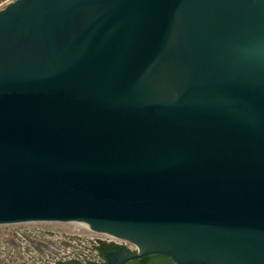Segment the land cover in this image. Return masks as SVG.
Returning <instances> with one entry per match:
<instances>
[{"label": "water", "instance_id": "1", "mask_svg": "<svg viewBox=\"0 0 264 264\" xmlns=\"http://www.w3.org/2000/svg\"><path fill=\"white\" fill-rule=\"evenodd\" d=\"M33 222L264 264V0L1 8L0 225Z\"/></svg>", "mask_w": 264, "mask_h": 264}, {"label": "rangeland", "instance_id": "2", "mask_svg": "<svg viewBox=\"0 0 264 264\" xmlns=\"http://www.w3.org/2000/svg\"><path fill=\"white\" fill-rule=\"evenodd\" d=\"M14 1L0 0V9ZM109 245L116 246L76 223L0 225V264L104 263L100 251Z\"/></svg>", "mask_w": 264, "mask_h": 264}, {"label": "trees", "instance_id": "3", "mask_svg": "<svg viewBox=\"0 0 264 264\" xmlns=\"http://www.w3.org/2000/svg\"><path fill=\"white\" fill-rule=\"evenodd\" d=\"M100 254L105 257V251L101 250ZM131 264H176L171 258L161 255H149L135 259Z\"/></svg>", "mask_w": 264, "mask_h": 264}, {"label": "bare ground", "instance_id": "4", "mask_svg": "<svg viewBox=\"0 0 264 264\" xmlns=\"http://www.w3.org/2000/svg\"><path fill=\"white\" fill-rule=\"evenodd\" d=\"M76 224H78V225H82V226L85 227L87 230H89V231H91V232H93V233H95V234L102 235L104 238H109V239H111V240H116V241H118V242H125V243H127L128 245H132V246L136 249V251H138V247H137V245H135V244H133V243H131V242L125 240V239H121V238L115 237V236H113V235H111V234H108V233H100V232H96V231L92 230L91 228H89V227H88L86 224H84V223H76ZM81 228H82V227H81Z\"/></svg>", "mask_w": 264, "mask_h": 264}, {"label": "flooded vegetation", "instance_id": "5", "mask_svg": "<svg viewBox=\"0 0 264 264\" xmlns=\"http://www.w3.org/2000/svg\"><path fill=\"white\" fill-rule=\"evenodd\" d=\"M121 248H123V247H120V246H110V245L109 246L102 247L101 250H104L105 251V257H103V259H104V263L103 264H108V262H109L108 257H107V254L108 253H110V252H116V251L120 250ZM133 261H135V260H131V261L125 263V264H131V262H133Z\"/></svg>", "mask_w": 264, "mask_h": 264}, {"label": "built area", "instance_id": "6", "mask_svg": "<svg viewBox=\"0 0 264 264\" xmlns=\"http://www.w3.org/2000/svg\"><path fill=\"white\" fill-rule=\"evenodd\" d=\"M106 240H109V242H114V244L116 246H120V247H123V248H128L129 250L131 251H136V249L132 246V245H128L127 243H124V242H118L116 240H111L109 238H105ZM91 263H98V264H103V263H100V262H91Z\"/></svg>", "mask_w": 264, "mask_h": 264}]
</instances>
